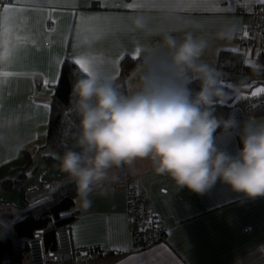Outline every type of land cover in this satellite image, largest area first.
Segmentation results:
<instances>
[{
  "label": "crops",
  "instance_id": "1",
  "mask_svg": "<svg viewBox=\"0 0 264 264\" xmlns=\"http://www.w3.org/2000/svg\"><path fill=\"white\" fill-rule=\"evenodd\" d=\"M128 2L133 3V9L104 8L94 0L91 6L89 0H15L0 6V136L4 137L0 141V182L15 179L19 172H11L27 164L26 152L31 156V166L24 171L27 176L21 186L12 190L0 187V222L5 226L12 228L25 210L48 200L58 186L69 182L63 172L41 174V166L37 173L32 172L33 161H40V155L49 148L44 147L45 130L58 84L45 85L44 81L58 74L61 62L69 58L85 60L78 53L99 54L107 58L115 79L125 57H138L141 44L155 43L170 28L194 24L211 36L225 26L235 25L238 30L234 40L214 41L205 56L217 67L220 51L238 48L237 36L250 21L239 11L244 0H222L220 7L230 11L198 10L186 0ZM170 3L180 9L175 18L152 11L155 5ZM256 3L258 0H252L245 6ZM138 9L148 16L145 32L131 29V13ZM93 14L108 17L109 21L99 38L87 39L83 36L85 18ZM83 69L89 70L87 62ZM236 77L248 86L254 85L250 95L229 101L234 102L233 107L238 108L235 112L239 110L243 119L249 116V106L264 102V93L252 95L264 88V76ZM129 80L130 76L127 83ZM227 107L232 108L229 103L224 109ZM217 144L232 154L241 148L238 136L231 140L218 136ZM125 169L130 173L128 184L93 193L87 209L76 198L74 209L66 213L77 216L70 224L73 245L99 247L105 253L87 264H141V260L152 264L161 260L166 264H264V197L248 199L219 181L204 195L187 188L178 190L171 179L157 175L148 161H138ZM45 181L52 185L46 186ZM130 183L142 189L150 210L161 217L166 228L165 241L150 249L140 248L132 233L127 192ZM19 264H30L27 254Z\"/></svg>",
  "mask_w": 264,
  "mask_h": 264
},
{
  "label": "clouds",
  "instance_id": "2",
  "mask_svg": "<svg viewBox=\"0 0 264 264\" xmlns=\"http://www.w3.org/2000/svg\"><path fill=\"white\" fill-rule=\"evenodd\" d=\"M152 11L175 18L180 9L170 3ZM130 19L133 31L148 30L145 11H133ZM237 30L228 25L210 36L199 25L170 28L155 43L139 46L126 85L114 79L107 58L78 53L89 70L77 65L71 74L67 111L77 130L71 146L58 155L57 166L75 184L85 209L94 191L118 182L117 170L138 161L150 162L178 190L204 195L219 181L248 199L264 197V117L241 119L235 111L218 115L217 109L246 84L241 81L226 91L222 72L205 59L214 41L231 42ZM251 67L261 71L258 64ZM218 136H238L242 148L232 154L218 146Z\"/></svg>",
  "mask_w": 264,
  "mask_h": 264
},
{
  "label": "trees",
  "instance_id": "3",
  "mask_svg": "<svg viewBox=\"0 0 264 264\" xmlns=\"http://www.w3.org/2000/svg\"><path fill=\"white\" fill-rule=\"evenodd\" d=\"M249 59H252L255 64L261 66L264 63V54L246 51L238 45V48L220 51L217 68L233 75L251 74L264 76V69L262 67L259 72L253 71L251 65L247 63ZM134 61L135 58L129 56L121 61L119 76L115 78L119 83L127 84L131 69L134 67ZM71 74L68 71H64L59 83L55 87V93L50 103V120L45 130L44 147H50L58 155H61L66 147L71 146V136L77 130L72 124L75 117L67 111L69 94L71 92ZM191 86L195 89L199 87L198 83H194ZM247 115L264 116V102L249 106L247 108ZM239 145L242 148L240 140ZM25 156L27 164L23 168L14 169L11 173L19 172L17 177L0 182L1 188L7 190L18 189L26 180L27 175L24 171L31 166V156L27 152ZM44 159L49 164L56 162L55 156H44ZM32 172L37 173L38 168H34ZM129 174V171L125 168L117 170L116 175H119V178L121 176L124 177L119 183L102 186L93 193L110 186L113 187L114 185V187H123L125 184H128L127 179ZM76 198L75 184L66 182L58 186L51 193L48 200L25 210L21 219L17 220L12 228L0 222V264H19L25 257V254H27L29 239L37 236L43 238L50 262L55 264V232L58 228L70 225L76 220V213L73 212L66 215V213L74 209Z\"/></svg>",
  "mask_w": 264,
  "mask_h": 264
},
{
  "label": "built area",
  "instance_id": "4",
  "mask_svg": "<svg viewBox=\"0 0 264 264\" xmlns=\"http://www.w3.org/2000/svg\"><path fill=\"white\" fill-rule=\"evenodd\" d=\"M14 1L0 0V6L12 4ZM239 11L243 16L250 17L249 24L237 36L240 47L249 52L264 54V8L259 3L248 7L241 4ZM127 192L131 229L140 248L150 249L164 242L167 234L165 225L161 217L150 210L149 200L142 189L132 183ZM55 240V264H87L88 260L105 254L99 247L76 248L73 245L70 225L58 228ZM27 256L30 264H51L42 237L29 239Z\"/></svg>",
  "mask_w": 264,
  "mask_h": 264
},
{
  "label": "snow or ice",
  "instance_id": "5",
  "mask_svg": "<svg viewBox=\"0 0 264 264\" xmlns=\"http://www.w3.org/2000/svg\"><path fill=\"white\" fill-rule=\"evenodd\" d=\"M91 2L93 0H89V5L91 6ZM94 2L99 3L102 7L108 8H124V9H133V3L128 2V0H124L123 3L119 2V0H94ZM189 5H193L197 7L198 10L203 11H230V9H225L220 7L222 0H186ZM212 3V7H207L209 3ZM252 2V0H244V4L248 5ZM259 3L264 4V0H258ZM204 5L203 8H199L198 6ZM86 24L83 29V36L87 39H97L104 32V24L109 21L108 17L101 16L98 14H93L85 18ZM247 33H245L246 35ZM90 59L94 60L95 57L92 56ZM70 61V62H69ZM86 61L83 59L69 58V60H65L62 63V67L59 69L58 74H54L50 79L45 80V85H49L51 83H59L63 72L68 71L69 73L73 72V69L79 65L80 68H83L84 63ZM261 93H264V88H259L255 92L252 93L253 96H258ZM45 107H48L47 105ZM122 264H126V262H122ZM141 264H152V261L141 260ZM159 264H166L165 260H161Z\"/></svg>",
  "mask_w": 264,
  "mask_h": 264
},
{
  "label": "rangeland",
  "instance_id": "6",
  "mask_svg": "<svg viewBox=\"0 0 264 264\" xmlns=\"http://www.w3.org/2000/svg\"><path fill=\"white\" fill-rule=\"evenodd\" d=\"M248 61L250 64L254 63V61L252 59H249ZM261 67L264 68V63L261 65ZM220 71L222 72V74H224L223 75V81H224L223 86L225 89H227L226 91H231V86L233 84H239L242 81V80L238 79V77H236V75H233V74L231 75V74H229L225 71H222V70H220ZM244 83L246 84V87H242L240 89L239 94L235 95L232 99L241 100L242 98H245L247 95H250L249 93L252 91V88L254 87V85L248 86L246 81H244ZM249 89H250V91H249ZM239 102L240 101H238V103ZM229 105H231L232 108L227 107L228 108L227 109L228 111H227L226 109H224V107H220L217 109V114L218 115L223 114V115L227 116L226 113H224V111L225 112H233V111L238 109V108L233 107L234 102H229ZM237 107L242 108L243 106L238 105ZM237 112L240 113L239 110ZM49 155L55 156L56 162H54L53 164H49V163H47V161H45V159H43L44 158L43 156H49ZM57 157H58V154L53 149H51L49 147L47 149V151L43 152V154H41L39 157L41 159L40 161H43L44 164H39V162H40L39 159H36L35 161H33V165L35 168H38V166L39 167L41 166L43 168V170H41V174H48V173H52V172H61L62 173V171L57 166L58 165ZM39 177H41V176L39 175ZM65 178H66V180H68L67 177H65ZM45 182H46L45 183L46 186L52 185V183H50L49 181L48 182L45 181Z\"/></svg>",
  "mask_w": 264,
  "mask_h": 264
}]
</instances>
